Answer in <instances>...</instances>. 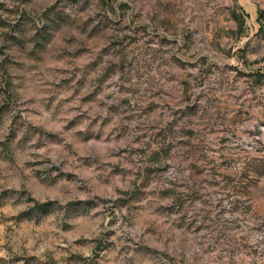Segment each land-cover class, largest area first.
I'll list each match as a JSON object with an SVG mask.
<instances>
[{
    "label": "rangeland",
    "instance_id": "1",
    "mask_svg": "<svg viewBox=\"0 0 264 264\" xmlns=\"http://www.w3.org/2000/svg\"><path fill=\"white\" fill-rule=\"evenodd\" d=\"M0 264H264V0H0Z\"/></svg>",
    "mask_w": 264,
    "mask_h": 264
}]
</instances>
